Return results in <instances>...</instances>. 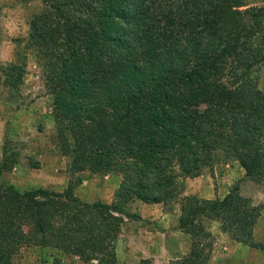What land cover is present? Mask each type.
<instances>
[{
  "label": "trees",
  "instance_id": "trees-1",
  "mask_svg": "<svg viewBox=\"0 0 264 264\" xmlns=\"http://www.w3.org/2000/svg\"><path fill=\"white\" fill-rule=\"evenodd\" d=\"M41 3L24 49L42 68L60 155L77 169L101 173L121 162L128 188L119 202L90 205L73 196L72 186L63 194L0 186V264H14L29 242L83 264H119L115 239L124 218L139 219L126 204L165 205L179 196L177 177H198L202 164L221 158L239 163L245 178L264 180V92L257 87L263 8H246L245 0ZM17 58L0 62L8 101L20 97L26 72ZM17 154L5 143L0 168L17 164ZM14 202L28 204L30 213ZM179 205V228L191 239L179 264L208 263L213 237L204 217L219 222L231 240L264 252L252 234L262 207L243 197L239 185L223 199L182 196ZM25 219L26 234L18 224Z\"/></svg>",
  "mask_w": 264,
  "mask_h": 264
},
{
  "label": "rangeland",
  "instance_id": "rangeland-1",
  "mask_svg": "<svg viewBox=\"0 0 264 264\" xmlns=\"http://www.w3.org/2000/svg\"><path fill=\"white\" fill-rule=\"evenodd\" d=\"M245 3L246 8L261 7L264 9V0H245ZM41 7V0H0V62H20V58H17L18 54L21 58L23 57L26 67L18 99L8 101L3 93L4 90L0 88V166L5 143L10 150L18 153L17 164L11 168H0V186H13L20 192L41 189L57 194H63L69 186H72L73 196L83 203L112 204L115 199H118L119 193L128 188L124 174L119 172L121 162L115 165L114 171L101 173L89 170L88 166L83 170L77 169L73 166L72 159L60 155L51 114L52 98L47 94L42 68L37 63L34 52L24 49L29 31L28 24L32 15L37 13ZM257 75V87L264 92L262 88L264 64ZM196 157L200 159V163L205 160L201 154ZM212 162L210 160L202 164L198 170L200 175L212 176L216 187H223L224 183L228 182L230 190L234 185H239L243 197L248 198L253 205L262 207L252 234L253 242L264 246V180L255 181L245 178L243 168L235 161L221 158ZM177 169L178 167L175 166L174 172L178 176ZM185 179L187 178L179 176L175 180L173 187L179 196L176 199L167 200L165 205L162 204L165 210L171 211L179 204L184 196ZM157 191L156 189L154 193ZM35 201L42 204L44 199L36 198ZM131 203L123 205L128 212ZM28 206L24 202L13 204L16 210L23 207L27 215L31 211ZM23 217H25L24 213ZM132 220L124 218V224ZM18 224L25 234L31 229V224L27 219ZM130 230L131 228H128L127 232ZM125 232L122 226L115 239L119 264H131L135 261V259L129 260L123 251L121 238ZM243 248L247 250L249 247L243 245ZM254 249L256 253L249 257L246 264H264V252L259 248ZM231 254L224 249H219L216 262L212 264H234L231 261ZM149 260L156 264L152 259ZM14 264L83 263L77 257L66 255L51 246L29 242L19 248ZM170 264H179V261Z\"/></svg>",
  "mask_w": 264,
  "mask_h": 264
},
{
  "label": "crops",
  "instance_id": "crops-1",
  "mask_svg": "<svg viewBox=\"0 0 264 264\" xmlns=\"http://www.w3.org/2000/svg\"><path fill=\"white\" fill-rule=\"evenodd\" d=\"M262 88L264 90V81ZM229 186L227 182L223 187H216L212 176L200 175L185 179L183 195L208 201L223 199L229 191ZM129 212L139 217L138 220L131 219L132 221L123 224L126 232L122 235L121 242L127 258L131 261L135 259L131 264H138L140 260L146 258L152 259L156 264L159 262L170 264L180 261L189 253L191 239L179 228L181 214L179 204L168 211L162 204L134 201L130 204ZM203 224L213 237L208 264L216 262L219 249L226 250L228 254L232 253L231 261L234 264H246L249 257L256 253L254 248L248 246L245 251L243 244L231 240L227 233L222 232L219 222L204 217ZM128 228H131L130 232H127ZM115 250L118 260L116 247Z\"/></svg>",
  "mask_w": 264,
  "mask_h": 264
}]
</instances>
